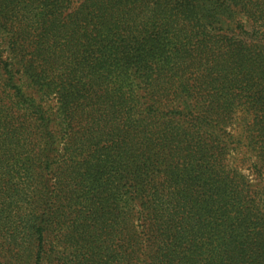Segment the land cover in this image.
Here are the masks:
<instances>
[{"label":"trees","instance_id":"16d2710c","mask_svg":"<svg viewBox=\"0 0 264 264\" xmlns=\"http://www.w3.org/2000/svg\"><path fill=\"white\" fill-rule=\"evenodd\" d=\"M0 264H264V0H0Z\"/></svg>","mask_w":264,"mask_h":264},{"label":"rangeland","instance_id":"374dc122","mask_svg":"<svg viewBox=\"0 0 264 264\" xmlns=\"http://www.w3.org/2000/svg\"><path fill=\"white\" fill-rule=\"evenodd\" d=\"M247 165H245L244 167L246 168ZM246 173H250V170H245Z\"/></svg>","mask_w":264,"mask_h":264}]
</instances>
